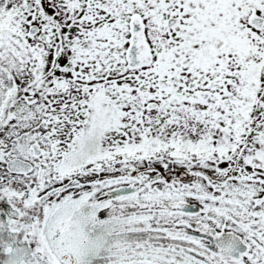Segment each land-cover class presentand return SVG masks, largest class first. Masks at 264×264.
<instances>
[{
    "label": "snow or ice",
    "instance_id": "obj_1",
    "mask_svg": "<svg viewBox=\"0 0 264 264\" xmlns=\"http://www.w3.org/2000/svg\"><path fill=\"white\" fill-rule=\"evenodd\" d=\"M0 264H264V0H0Z\"/></svg>",
    "mask_w": 264,
    "mask_h": 264
}]
</instances>
